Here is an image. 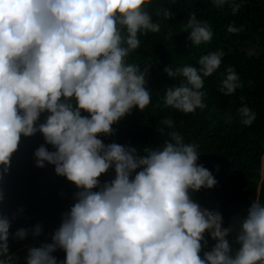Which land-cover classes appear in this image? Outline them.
Returning <instances> with one entry per match:
<instances>
[{
    "label": "clouds",
    "instance_id": "9594fccd",
    "mask_svg": "<svg viewBox=\"0 0 264 264\" xmlns=\"http://www.w3.org/2000/svg\"><path fill=\"white\" fill-rule=\"evenodd\" d=\"M242 2L212 0L218 8L230 6L233 14ZM151 4L0 0V181L21 137L40 133L44 143L33 152L35 165H54L55 173L76 188L51 242L29 247L26 264H264V202L254 199L224 226L219 211L192 199L191 193L217 183L197 163L199 145L185 143L175 131L163 144L142 149L100 138L112 135V126L133 108L143 111L151 101L150 64L141 67L126 59L140 47V36L160 31ZM154 14L171 16L165 8ZM185 31L196 46L213 36L210 25L194 14ZM223 55H202L199 67L165 66L170 78L183 79L165 90L163 106L185 114L204 109L203 77L218 69ZM239 87L238 74L228 67L219 91L231 95ZM238 114L246 126L256 119L247 105ZM160 123L161 135L164 126H173L167 118ZM110 171L109 180L99 179ZM4 200L0 188V203ZM16 215L0 213V264L12 261L8 240ZM41 232L36 224L11 236L23 240ZM205 233L214 241L210 250H204ZM58 249L65 253L62 260L53 255Z\"/></svg>",
    "mask_w": 264,
    "mask_h": 264
},
{
    "label": "trees",
    "instance_id": "16d2710c",
    "mask_svg": "<svg viewBox=\"0 0 264 264\" xmlns=\"http://www.w3.org/2000/svg\"><path fill=\"white\" fill-rule=\"evenodd\" d=\"M163 8L171 13L167 20L163 15L154 14ZM148 10L159 23L160 31L140 36V47L126 59L141 67L150 64L147 87L151 101L143 111L133 108L131 114L112 126L115 129L112 135L100 138L105 143L142 149L163 144L170 139L168 133L175 131L182 135L185 143L199 145L197 163L212 172L217 183L210 189L201 188L191 193L192 199L202 207L219 211L227 226L233 217L243 214L254 199L264 202V0H243L235 14L230 6L218 8L212 0H152ZM193 14L210 25L213 32L210 42L196 46L188 39L185 26ZM230 25L242 30L229 32ZM216 51L224 55L218 69L203 77L201 91L205 93L206 107L187 114L164 107L165 90L183 79L170 78L164 67H199V57ZM228 67L238 74L242 87L231 95H224L219 85ZM243 105L256 113L250 126L241 123L238 109ZM43 118L42 115L41 120ZM165 118L171 119L173 126H164L161 135L158 129ZM42 143L40 133L22 136L11 157L9 173L0 181L5 193L0 213L9 217L17 213L9 230L11 264H26L24 257L29 247L51 242L62 212L73 203L75 186L58 176L54 165L47 162L43 168L35 165L33 152ZM45 146L53 150L50 145ZM112 175L110 171L99 179L109 180ZM36 224L42 228L38 236L29 234L23 240L11 236L20 227L32 228ZM234 235L230 233L227 237L230 243ZM205 237L208 248L204 250H210L214 241L207 233ZM53 255L62 260L65 253L58 249Z\"/></svg>",
    "mask_w": 264,
    "mask_h": 264
},
{
    "label": "bare ground",
    "instance_id": "6f19581e",
    "mask_svg": "<svg viewBox=\"0 0 264 264\" xmlns=\"http://www.w3.org/2000/svg\"><path fill=\"white\" fill-rule=\"evenodd\" d=\"M29 201V200H28Z\"/></svg>",
    "mask_w": 264,
    "mask_h": 264
}]
</instances>
